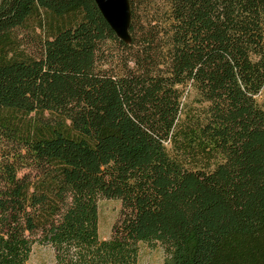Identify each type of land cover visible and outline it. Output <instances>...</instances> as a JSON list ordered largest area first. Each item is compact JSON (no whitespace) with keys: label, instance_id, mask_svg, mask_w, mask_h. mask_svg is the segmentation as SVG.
Wrapping results in <instances>:
<instances>
[{"label":"trees","instance_id":"1","mask_svg":"<svg viewBox=\"0 0 264 264\" xmlns=\"http://www.w3.org/2000/svg\"><path fill=\"white\" fill-rule=\"evenodd\" d=\"M127 1L0 0V264H264V0Z\"/></svg>","mask_w":264,"mask_h":264},{"label":"rangeland","instance_id":"2","mask_svg":"<svg viewBox=\"0 0 264 264\" xmlns=\"http://www.w3.org/2000/svg\"><path fill=\"white\" fill-rule=\"evenodd\" d=\"M22 31V43L27 51L34 50L35 46L31 44L30 32ZM30 39V40H29ZM188 101H192L194 94L188 95ZM260 105L264 107V100H259ZM120 209V204L116 201L100 200L98 202V235L101 240L107 239L110 234V228L116 219ZM163 253L160 248L150 249L144 245L139 247L138 264H162ZM29 264H53V251L47 246L34 245L29 257Z\"/></svg>","mask_w":264,"mask_h":264},{"label":"water","instance_id":"3","mask_svg":"<svg viewBox=\"0 0 264 264\" xmlns=\"http://www.w3.org/2000/svg\"><path fill=\"white\" fill-rule=\"evenodd\" d=\"M103 19L122 40H127L129 8L127 0H93Z\"/></svg>","mask_w":264,"mask_h":264}]
</instances>
